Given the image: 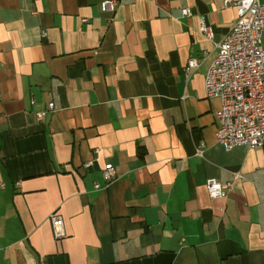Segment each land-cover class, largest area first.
Wrapping results in <instances>:
<instances>
[{"label": "crops", "instance_id": "crops-1", "mask_svg": "<svg viewBox=\"0 0 264 264\" xmlns=\"http://www.w3.org/2000/svg\"><path fill=\"white\" fill-rule=\"evenodd\" d=\"M101 1L0 0V264H264V153L217 142L204 91L234 7Z\"/></svg>", "mask_w": 264, "mask_h": 264}, {"label": "built area", "instance_id": "built-area-1", "mask_svg": "<svg viewBox=\"0 0 264 264\" xmlns=\"http://www.w3.org/2000/svg\"><path fill=\"white\" fill-rule=\"evenodd\" d=\"M234 7L236 20L229 32L217 44V54L204 76V91L207 97L220 99V107L215 111L217 129L216 140L225 149L236 146L260 148L264 153V2L260 0H223ZM116 0H102L103 11H113ZM183 15L190 16L188 8H182ZM199 31L207 38L212 37V30L202 19ZM198 64L191 58L185 66L188 75ZM53 103L49 102L45 110L36 112L41 120ZM202 151L197 150V155ZM90 163L84 164L85 167ZM106 185L116 177L113 164L106 163L102 168ZM2 185V184H0ZM209 198L226 197L227 184L215 179L205 183ZM97 188L98 185L94 184ZM49 221L54 238L65 236L61 216L56 212L49 214Z\"/></svg>", "mask_w": 264, "mask_h": 264}, {"label": "rangeland", "instance_id": "rangeland-1", "mask_svg": "<svg viewBox=\"0 0 264 264\" xmlns=\"http://www.w3.org/2000/svg\"><path fill=\"white\" fill-rule=\"evenodd\" d=\"M263 45H264V40H263Z\"/></svg>", "mask_w": 264, "mask_h": 264}]
</instances>
